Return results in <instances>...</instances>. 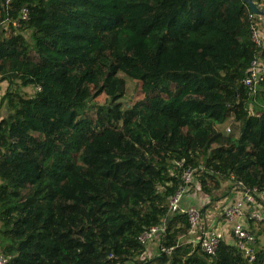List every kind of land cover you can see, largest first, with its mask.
Here are the masks:
<instances>
[{
  "label": "trees",
  "instance_id": "1",
  "mask_svg": "<svg viewBox=\"0 0 264 264\" xmlns=\"http://www.w3.org/2000/svg\"><path fill=\"white\" fill-rule=\"evenodd\" d=\"M24 7L30 18L14 26ZM255 17L245 0H0L7 264H264V246L249 261L232 227L214 255L180 242L191 222L168 204L181 159L194 170L187 198L192 184L223 198L264 188V80L243 82L264 61ZM129 79L143 83L135 104ZM230 119L238 129L226 134ZM159 225L148 260L139 236Z\"/></svg>",
  "mask_w": 264,
  "mask_h": 264
},
{
  "label": "built area",
  "instance_id": "2",
  "mask_svg": "<svg viewBox=\"0 0 264 264\" xmlns=\"http://www.w3.org/2000/svg\"><path fill=\"white\" fill-rule=\"evenodd\" d=\"M260 5V4H258ZM29 8L24 7L19 15L18 19L12 20L14 26L19 27L21 20L30 18ZM8 21V20H6ZM1 24V23H0ZM7 25V24H6ZM261 27L259 23L252 20L251 24V35L252 39L258 45H264V41L260 38ZM262 45V46H263ZM264 80V61L254 58L251 61L248 74L244 78V84L249 89L255 91L256 85ZM41 89V87H38ZM175 164L182 168V177L184 178V184L180 186L179 190L173 195L169 196L168 204L169 209L173 212L180 211L186 213L189 216L191 226L194 228L200 220H203L200 210L194 206H184L181 203L182 199L190 191V181L193 180V168L191 166L184 167V159L176 160ZM264 197V188L262 190L257 187L250 191L243 192V197L239 200H235L230 204H225V209L223 214L226 216V222L220 224L217 223L213 226L205 227L201 231V236L198 238V243L200 244L202 250L209 254L214 255L220 242L225 238L226 230L225 226L231 225L232 232L234 236V242L239 248L244 251L245 256L249 261H254L256 259V237L255 234L246 228L245 220L249 216L255 223H264V206L259 200ZM164 232V226H152L146 229L140 236L139 240L142 244H149V242L158 238L160 233ZM162 252L171 253L172 248L161 247ZM8 258L5 256H0V264H7Z\"/></svg>",
  "mask_w": 264,
  "mask_h": 264
},
{
  "label": "rangeland",
  "instance_id": "3",
  "mask_svg": "<svg viewBox=\"0 0 264 264\" xmlns=\"http://www.w3.org/2000/svg\"><path fill=\"white\" fill-rule=\"evenodd\" d=\"M259 6L262 8L261 5H259ZM255 18H256V19H254L255 21H257L258 19L260 20V21L258 20L257 22L259 23V25L261 27L260 38H261L262 43H263V41H264V21L262 20L261 15H257V17H255ZM29 40L32 42V39L30 37H29ZM32 54L34 55L35 58H37V55L35 52H32ZM6 86L7 85L5 83L0 84V96H2L4 94V92H6V89H7ZM24 90L28 94L33 93L31 87L25 88ZM143 98H144L143 83L141 81L129 79L128 80L127 96L124 98V100L128 101L129 104H135L136 102L142 100ZM97 100L101 103H104L106 100V95L99 96L97 98ZM218 127L221 128L226 134L232 133L238 129V125L234 124L232 119L228 120L227 122H225L222 125H218ZM192 186H193V189L196 190L197 192L194 191L195 194H192L193 197L191 195H189L188 198L185 197V198H187L186 202H185V199L183 198L181 203H183V205L184 204H191L190 206H194V207L198 208L200 210V213H201L203 220H200L194 228H191L188 235L183 237L182 239H180V242L187 241V242H192L194 244H197L199 234L201 233L203 228L206 227L208 229V227L213 226L212 222L209 223V221H208V219L209 220L212 219V217H211L212 214L214 215V217L218 216L219 219L222 220L224 223L226 222V219H225L226 216H225V214H223L224 209H225V203L220 204V201L222 199H224L222 197L223 196L222 190H215L212 192L211 195H205V193H200L193 184H192ZM223 186L224 187L230 186V183L226 182L223 184ZM230 196H231V198H233L235 195L233 193ZM217 199H219V200L217 201ZM261 200L264 201V197L261 198ZM230 227H232V226L228 225V224H227V226H225L226 232ZM262 238H264V237L262 236ZM159 244H160L159 238H156V240L149 242V244L147 245V248H146V252H145V257H147L148 260L152 257L157 256L160 253Z\"/></svg>",
  "mask_w": 264,
  "mask_h": 264
},
{
  "label": "crops",
  "instance_id": "4",
  "mask_svg": "<svg viewBox=\"0 0 264 264\" xmlns=\"http://www.w3.org/2000/svg\"><path fill=\"white\" fill-rule=\"evenodd\" d=\"M261 17H262V20L264 21V15H261ZM256 19V18H255ZM258 19V18H257ZM259 20V19H258ZM257 20V21H258ZM260 21V20H259ZM264 46V45H263ZM234 193V197L233 198H231V196L230 197H225L224 199H222L221 201H220V204H223V203H225V204H230V203H232V202H234L235 200H239V199H241L242 197H243V193H241L240 191H236V190H233L232 191V194ZM190 201V200H189ZM263 204V203H262ZM184 205H186V204H184ZM187 205H189V204H187ZM191 205V204H190ZM264 205V204H263ZM211 217H212V219L211 220H209L208 219V221H209V223H211L212 222V224L213 225H215V224H217V223H219L220 222V224H222V223H224L222 220H220L219 219V217L218 216H215L214 217V215L212 214L211 215ZM249 218V216L247 217V219ZM250 219V218H249ZM245 223H249V220H247V222H245ZM254 223V228H255V231H256V233L258 234V239H257V243H256V248H260V247H262V246H264V238H262V236L264 237V229L262 228V225H259V224H257V223H255V222H253ZM228 230H230V229H228Z\"/></svg>",
  "mask_w": 264,
  "mask_h": 264
},
{
  "label": "water",
  "instance_id": "5",
  "mask_svg": "<svg viewBox=\"0 0 264 264\" xmlns=\"http://www.w3.org/2000/svg\"><path fill=\"white\" fill-rule=\"evenodd\" d=\"M253 14L264 15V9H262L255 0H245Z\"/></svg>",
  "mask_w": 264,
  "mask_h": 264
}]
</instances>
